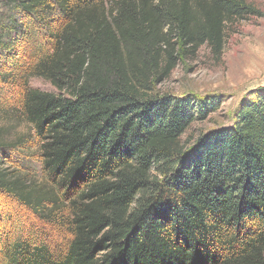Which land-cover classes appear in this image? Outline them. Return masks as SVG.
Returning a JSON list of instances; mask_svg holds the SVG:
<instances>
[{
	"label": "trees",
	"instance_id": "trees-1",
	"mask_svg": "<svg viewBox=\"0 0 264 264\" xmlns=\"http://www.w3.org/2000/svg\"><path fill=\"white\" fill-rule=\"evenodd\" d=\"M260 16L246 0H0V119L27 127L0 130V207L43 226H0V264H264V91L187 147L222 99L155 89Z\"/></svg>",
	"mask_w": 264,
	"mask_h": 264
},
{
	"label": "rangeland",
	"instance_id": "rangeland-1",
	"mask_svg": "<svg viewBox=\"0 0 264 264\" xmlns=\"http://www.w3.org/2000/svg\"><path fill=\"white\" fill-rule=\"evenodd\" d=\"M246 1L257 7L260 17L233 22L226 27L218 55L207 45L194 54L181 53L169 77L155 86L159 94L174 97L203 99L217 96L222 99L217 111L209 114L204 122L194 123L182 137L187 147L195 144L202 135L230 126L240 102L255 91H264V0ZM29 85L42 91H53L42 80L31 79ZM0 130L3 138L12 139L25 133L27 127L20 122L0 119ZM18 159L11 157L8 162L16 164ZM1 205L0 218L4 219L0 222L1 227H43L29 211L15 203L2 199Z\"/></svg>",
	"mask_w": 264,
	"mask_h": 264
}]
</instances>
